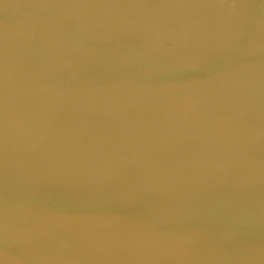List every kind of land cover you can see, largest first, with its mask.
<instances>
[{"label": "water", "instance_id": "1", "mask_svg": "<svg viewBox=\"0 0 264 264\" xmlns=\"http://www.w3.org/2000/svg\"><path fill=\"white\" fill-rule=\"evenodd\" d=\"M0 264H264V0H0Z\"/></svg>", "mask_w": 264, "mask_h": 264}]
</instances>
